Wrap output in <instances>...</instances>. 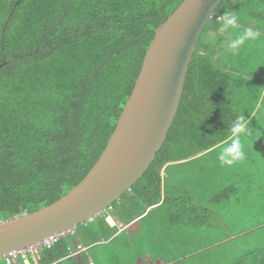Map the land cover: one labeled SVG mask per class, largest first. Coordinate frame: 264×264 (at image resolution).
Returning a JSON list of instances; mask_svg holds the SVG:
<instances>
[{"label":"trees","instance_id":"16d2710c","mask_svg":"<svg viewBox=\"0 0 264 264\" xmlns=\"http://www.w3.org/2000/svg\"><path fill=\"white\" fill-rule=\"evenodd\" d=\"M182 1L0 0L1 220L52 203L84 177L115 126L154 30ZM236 1V10L246 11L259 28L253 31L264 36V0ZM219 5L212 14L220 20L208 19L202 31L206 37L215 23L222 27L230 12ZM205 40L200 35L196 42L160 150L130 190L96 215L92 225L75 227L77 234L82 230L84 243L116 231L106 215H119L123 225L142 219L149 208L178 203L167 192L162 200L160 169L212 150L232 134L242 117L231 104L238 68L224 63L222 55L219 63L210 59V51L218 55L214 45L223 44V33L211 43ZM196 206L189 203L182 214H170V225L183 221L199 227L202 214L209 215ZM69 238L44 246L40 263L62 264L70 255ZM230 264H264V256L248 251Z\"/></svg>","mask_w":264,"mask_h":264},{"label":"rangeland","instance_id":"374dc122","mask_svg":"<svg viewBox=\"0 0 264 264\" xmlns=\"http://www.w3.org/2000/svg\"><path fill=\"white\" fill-rule=\"evenodd\" d=\"M236 3V0H222L219 5L230 11L227 14L238 15L240 20L237 21L241 22L234 29L221 30L222 33L235 37L247 29L258 31L255 20H251L246 11H237ZM204 34L205 31L201 33L204 39L209 41L212 38H205ZM231 35L222 42L225 46ZM214 40L215 36L210 43ZM247 43L240 49L230 50L233 53L222 51L223 54L218 53L217 56L211 51L208 53L213 63H219L222 55L224 63L237 65L238 70L246 74L233 75L238 84L231 99L237 113L244 117L246 132L240 136V143L245 158L231 166L218 160L219 153L232 142V137L220 148H212V152L208 150L199 160L185 164L186 169L181 176L187 179L175 180L177 185L169 183L166 178L169 185L180 188L174 187L169 194L178 203L167 202L137 220L134 227L128 226V234L121 233L111 245L105 246V255L100 256L101 262L95 259V264H137L136 258L150 255L155 259L161 257L162 252L161 263L176 261L173 264H230L248 251L255 252L256 258L264 256V36L259 35ZM198 166H202L201 173ZM192 169L194 180L190 178ZM249 177L252 178L250 183ZM234 188L236 190H231ZM187 193L192 199L186 196ZM189 203L198 205L199 209L204 208L202 213L209 217L205 219L202 214L199 227H188L190 224L183 221L171 226L168 216L182 214L183 205ZM118 209L116 207L115 213ZM110 215L116 226L120 216ZM81 233L82 230L80 236ZM126 237L132 239L131 245H128ZM161 238L163 242L157 243ZM96 249L99 248L95 247L92 255ZM0 264H4L2 258Z\"/></svg>","mask_w":264,"mask_h":264},{"label":"water","instance_id":"95a60500","mask_svg":"<svg viewBox=\"0 0 264 264\" xmlns=\"http://www.w3.org/2000/svg\"><path fill=\"white\" fill-rule=\"evenodd\" d=\"M221 1L183 0L154 30L132 90L94 164L52 203L0 219V258L82 224L130 190L166 138L196 42Z\"/></svg>","mask_w":264,"mask_h":264},{"label":"crops","instance_id":"0c3cea01","mask_svg":"<svg viewBox=\"0 0 264 264\" xmlns=\"http://www.w3.org/2000/svg\"><path fill=\"white\" fill-rule=\"evenodd\" d=\"M221 30L222 31L224 30L223 27L219 26L217 28V23H215V26H212V28L210 29V31L207 33V37H210V38L212 37L213 38L214 36H217L220 33H222ZM230 35H228V36L225 35V39H228ZM234 38L235 37L233 35H231V37H230V39H229L228 42H230ZM210 40L209 41L207 40V41L210 43ZM243 46H245V45H241L238 49L242 48ZM214 47L216 48L217 53H221L222 51L223 52L230 51L228 49V44L226 46H225V44H219V45L218 44H215ZM219 48H220V50H219ZM225 49H227V50H225ZM233 73L234 74H238V75L239 74L240 75H246V74H244V73H242V72H240L239 70H236V69L233 70ZM251 75L252 74L247 75V76L250 77ZM251 115L252 114H250L248 116V119L251 117ZM232 137H233V133L230 135V137L228 139H226V141H228ZM226 141L221 142L218 146H216V148L217 149L220 148V146L222 144L226 143ZM216 148L214 150H216ZM212 151L213 150H211L210 152H212ZM206 152L207 151L200 152L198 154L191 155V156H189L187 158H179V159H177L175 161L170 162L169 164H165L160 169V178H161V182H162V191H161L162 192V200L164 199L166 192L169 195L170 194V191H172L173 188L176 187L173 184L172 185H169L168 182L169 183H173L174 182V183H176L178 185V183L175 180L182 181L183 179H187L186 177L181 176V174L183 173V171L186 169V167H185L186 165L185 164H187L189 162H192V161H195V160H199L204 154H206ZM201 167L202 166H198V168H197L198 169V172L200 171V173L202 172V168ZM169 170H171V173H169ZM162 172L166 174L165 177H161V173ZM192 173H193V169L190 170V178L192 180H194V178L192 176ZM199 177H201V176H199ZM166 178L168 179V182L166 181ZM251 179L252 178L249 177V183H250ZM197 183H199V182H197ZM182 184L184 185V182ZM233 187H234V185H232V188ZM176 188L178 190H180L179 187H176ZM231 190H236V189L234 188V189H231ZM183 195L185 196L186 194H183ZM186 196L187 197H190V196H188V193H187ZM159 207H161V206L158 205V206H156L154 208H149L145 212V214H143L142 216H146L149 213V210L150 211H153V210H155V209H157ZM105 218H106L105 220L107 221V223H109V224H114L115 223V220H114V218L111 215H106ZM138 220H139V218H138ZM136 221H133V222H131L129 224H123L122 226H124V227H118V224L120 223L119 220H118L117 221V224H116V227H115L116 228V231L113 232V233H111L110 234V237H108L106 239L100 238L101 239L100 241L94 242V243H91V244L84 243L82 241V238H81L80 234H77V232L75 230V232L73 234H71L70 235V238H69L68 249L70 250V255L68 256V258H65L63 260L62 264H95V259L97 261L101 262L100 260H102V258H100V256H103L106 253V249H105L106 247L105 246H107L108 244L111 245L120 236V235L118 236V234H120L123 229H126L128 231V226L130 228H132V226L134 227V225H135L134 223ZM168 227H170V226H168ZM71 236H72V238H71ZM73 236H75V238H73ZM162 242L163 241H162V238H161L157 243H162ZM129 243L131 244L132 243V240H129L128 241V244ZM95 247L96 248H99V249H96L95 250V254L92 255V251L94 250ZM97 250H99V251H97ZM163 256H164L163 252L161 254V257H156L155 259H153L150 255L148 257L143 255L140 258H136V261H137V264H168L169 262L174 261V260H170L169 262L161 263V261L163 259L162 258ZM18 262H15V263H12V264H18Z\"/></svg>","mask_w":264,"mask_h":264},{"label":"clouds","instance_id":"9594fccd","mask_svg":"<svg viewBox=\"0 0 264 264\" xmlns=\"http://www.w3.org/2000/svg\"><path fill=\"white\" fill-rule=\"evenodd\" d=\"M236 23H237L236 17H233L230 14H225L222 27L224 30H228L230 28H235ZM259 35L260 34L258 32H254L251 29H247L242 34L236 35L235 38L228 43V49L236 50L241 45H244L246 41L255 40ZM245 132H246L245 123L243 122V117H241L232 126V133H233L232 142L224 146L222 151L219 153L217 157L222 164L231 166L234 163L242 161L245 158L243 147L240 143V136L243 135Z\"/></svg>","mask_w":264,"mask_h":264},{"label":"built area","instance_id":"2783aa9c","mask_svg":"<svg viewBox=\"0 0 264 264\" xmlns=\"http://www.w3.org/2000/svg\"><path fill=\"white\" fill-rule=\"evenodd\" d=\"M215 15L210 14L208 19H214ZM216 20H220V16L215 17ZM165 173H161V177H165ZM22 214H26V212H23ZM96 215L90 216L86 218L82 224H88L92 221H94ZM118 227H124L120 223L118 224ZM75 232V227H70L64 231L59 232L58 234L51 235L47 238H45L40 243H37L32 246H27L23 248H16L8 251L5 253L2 257L5 264H12L18 261H22L24 264H40V251L41 249L49 244H52L56 239L60 237H66L67 235H71ZM80 249V248H79Z\"/></svg>","mask_w":264,"mask_h":264}]
</instances>
